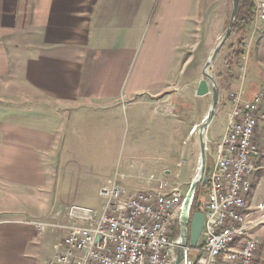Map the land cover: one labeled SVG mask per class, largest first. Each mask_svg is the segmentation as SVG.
<instances>
[{
    "label": "crops",
    "instance_id": "obj_1",
    "mask_svg": "<svg viewBox=\"0 0 264 264\" xmlns=\"http://www.w3.org/2000/svg\"><path fill=\"white\" fill-rule=\"evenodd\" d=\"M230 5L0 0V264H36L27 249L51 214L60 217L56 249L68 208L101 209L114 179L130 192L169 183V148L161 157L159 142L184 131L174 104L184 48L200 30L222 28ZM248 31L240 87L252 99L264 95V22ZM128 140L131 165L148 177L114 169ZM256 140L264 154V99ZM257 175L248 209L261 241L255 264H264V170ZM89 197L97 203L87 206Z\"/></svg>",
    "mask_w": 264,
    "mask_h": 264
},
{
    "label": "built area",
    "instance_id": "obj_2",
    "mask_svg": "<svg viewBox=\"0 0 264 264\" xmlns=\"http://www.w3.org/2000/svg\"><path fill=\"white\" fill-rule=\"evenodd\" d=\"M253 20L264 22V0L256 4ZM263 99L262 93L246 99L242 89L229 94L225 134L213 142L201 207L204 229L195 248H182L179 221L186 197L178 189L160 181L152 190L130 192L114 179L101 191V209L68 208L64 237L50 264H175L181 249L182 264H255L261 241L251 233L258 222L250 218L248 201L264 170L256 140Z\"/></svg>",
    "mask_w": 264,
    "mask_h": 264
},
{
    "label": "rangeland",
    "instance_id": "obj_3",
    "mask_svg": "<svg viewBox=\"0 0 264 264\" xmlns=\"http://www.w3.org/2000/svg\"><path fill=\"white\" fill-rule=\"evenodd\" d=\"M232 9L233 0H231V5L222 28L216 30H200V32L194 34V37L191 40V45L185 46L182 59V70L184 71L185 76L182 75L180 79H178L177 90L181 91V93H178L176 95V99L174 100V104L177 103V113H175L179 119L185 122L184 131L183 133L180 132L176 139H173V137L170 136L168 139L159 142L161 157H163L162 154H165L166 147L169 148L167 158L171 164L169 167L171 171L170 178H168L165 174H162L161 176L165 180H170L169 183L167 182L169 184L168 190L178 189L183 198H185L188 194L191 184L199 172V130L212 105V97L210 95L206 97H198L195 95V89L198 83L203 79L202 71L205 64L211 57L214 49L219 44L226 29L228 28ZM248 30V27H233L231 35L221 48L214 60V63L212 64L211 69L209 70V73L214 77L216 83L218 84L220 99L217 106L214 124L210 131L206 134L207 147L210 151V154L207 151L206 178L209 175V165L211 166L212 164L211 153L213 154L214 151L211 135L213 132H216V134H220L221 136L225 134L226 119L231 108L229 105V94L236 89H242L240 87L242 86V82L240 81L244 73L245 59L243 58L242 61L237 64L236 55L237 52L240 51L241 43H243V47H245V49H248ZM188 84L193 86V88L186 89ZM183 103H185V105H182ZM195 128H197V130L194 134H192V131ZM130 145L131 142L128 140V142H126V148H123V150L117 154V157L114 158L116 161L114 163V169H117L118 172L128 171L133 175L141 176V174H144V177H148L149 169L144 168V166L140 165L139 162L136 165H131V158L129 157L131 150H129ZM137 161L139 160L137 159ZM156 185L157 183L149 187L150 189L148 190L156 188ZM258 194L259 198H264V180L259 185ZM206 196L207 183H201L196 190L193 206L198 205L201 208L206 201ZM85 202L89 204L87 206H91L95 205L97 200L89 197ZM101 203H103L102 200ZM55 209L56 207H54L53 211H55ZM193 213L194 212L192 211V214ZM23 216L25 217V215H18V218L25 219ZM50 217V219H47L50 224H46L43 231L40 230L41 232H39L37 240L32 241L27 249V255L36 264H50L56 258L57 251L54 249V245L60 242L59 240L61 236L59 228L54 225L60 222V217L59 214H51ZM257 228H254L251 231V233L255 236Z\"/></svg>",
    "mask_w": 264,
    "mask_h": 264
},
{
    "label": "water",
    "instance_id": "obj_4",
    "mask_svg": "<svg viewBox=\"0 0 264 264\" xmlns=\"http://www.w3.org/2000/svg\"><path fill=\"white\" fill-rule=\"evenodd\" d=\"M239 0H233V9L230 16V21L228 28L225 31L224 36L221 38L219 44L214 49L211 57L205 64L203 68L202 74L203 79L200 81L198 89L196 91V95L198 97H206L210 95L212 97V105L210 107L209 113L204 119L200 130H199V142H200V167L199 172L191 184L190 190L185 198L183 210L181 213L179 225H180V233L182 238V248H186L190 246L195 248L198 244L203 229H204V214L202 212H195L190 215L191 205L194 199V195L198 186L203 183L206 184L208 179L205 177L206 166H207V137L206 134L209 130V127L214 120L217 112V106L219 104L220 92L218 84L216 83L214 77L209 73V70L214 63V60L221 48L228 40L229 36L232 33L237 14H238ZM184 258V249L178 250L177 259L175 264H182Z\"/></svg>",
    "mask_w": 264,
    "mask_h": 264
},
{
    "label": "trees",
    "instance_id": "obj_5",
    "mask_svg": "<svg viewBox=\"0 0 264 264\" xmlns=\"http://www.w3.org/2000/svg\"><path fill=\"white\" fill-rule=\"evenodd\" d=\"M255 15V4L253 0H239V7H238V14L236 18V22L234 27L237 28L239 26L242 27H248V29L252 26L253 24V18ZM246 55V49L243 47V43L240 45V51L237 52L236 55V60L237 64H239L242 59ZM257 177H259L257 175ZM192 211L195 212H202V209L200 206H193Z\"/></svg>",
    "mask_w": 264,
    "mask_h": 264
},
{
    "label": "bare ground",
    "instance_id": "obj_6",
    "mask_svg": "<svg viewBox=\"0 0 264 264\" xmlns=\"http://www.w3.org/2000/svg\"><path fill=\"white\" fill-rule=\"evenodd\" d=\"M198 174V173H197ZM197 176V175H196ZM196 178V177H195Z\"/></svg>",
    "mask_w": 264,
    "mask_h": 264
}]
</instances>
